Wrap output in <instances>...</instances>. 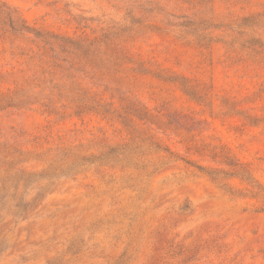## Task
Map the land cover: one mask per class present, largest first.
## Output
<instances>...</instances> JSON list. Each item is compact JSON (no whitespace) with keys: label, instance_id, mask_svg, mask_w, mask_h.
Segmentation results:
<instances>
[{"label":"rangeland","instance_id":"1","mask_svg":"<svg viewBox=\"0 0 264 264\" xmlns=\"http://www.w3.org/2000/svg\"><path fill=\"white\" fill-rule=\"evenodd\" d=\"M0 264H264V0H0Z\"/></svg>","mask_w":264,"mask_h":264}]
</instances>
